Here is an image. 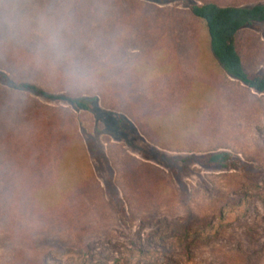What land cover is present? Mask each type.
<instances>
[{"label": "rangeland", "instance_id": "1", "mask_svg": "<svg viewBox=\"0 0 264 264\" xmlns=\"http://www.w3.org/2000/svg\"><path fill=\"white\" fill-rule=\"evenodd\" d=\"M205 1L264 2L0 0V264H264V93L216 58ZM237 44L264 73V21Z\"/></svg>", "mask_w": 264, "mask_h": 264}, {"label": "trees", "instance_id": "2", "mask_svg": "<svg viewBox=\"0 0 264 264\" xmlns=\"http://www.w3.org/2000/svg\"><path fill=\"white\" fill-rule=\"evenodd\" d=\"M190 11L195 16L204 19L206 22L210 36L211 49L226 72L242 82L248 88L264 93V73L251 72L245 68L237 44L238 34L243 27L264 21V2L255 3L249 6H240L233 4L223 5L216 1H205L201 4L191 5ZM0 77L8 81V77L5 74L0 73ZM11 85L16 89H29L46 98L62 99L75 106L83 108L87 107L84 102L77 98L52 94L33 82H11ZM176 160H180L185 164L182 159L177 158ZM197 161L203 166L210 167L237 168L244 165L237 154L228 150L204 152L197 157ZM14 226L9 223L7 225V230L9 233L11 231L14 232V237H11L10 239H13L20 244L18 238L20 232L18 233V229ZM34 238L35 239H31V241L26 239L30 244V248L37 247L39 243H62L55 238L44 237V239L41 240L35 236ZM22 242L25 243V241ZM14 245H17L18 247L17 243ZM21 264H45V261L41 257H37L31 262L28 261Z\"/></svg>", "mask_w": 264, "mask_h": 264}]
</instances>
